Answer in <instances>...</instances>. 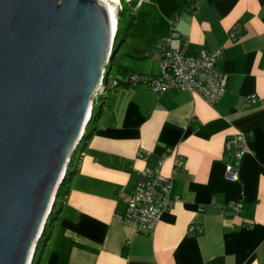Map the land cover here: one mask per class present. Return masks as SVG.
Wrapping results in <instances>:
<instances>
[{
    "label": "crops",
    "instance_id": "1",
    "mask_svg": "<svg viewBox=\"0 0 264 264\" xmlns=\"http://www.w3.org/2000/svg\"><path fill=\"white\" fill-rule=\"evenodd\" d=\"M135 9L120 78L159 75L161 44L172 38L191 56L222 51L225 95L210 104L190 90L157 96L143 82L110 87L35 264H264V0H144ZM241 131L247 146L230 181L225 143ZM164 159L178 201L141 232L125 219L127 203ZM229 203L239 209L225 214Z\"/></svg>",
    "mask_w": 264,
    "mask_h": 264
},
{
    "label": "water",
    "instance_id": "2",
    "mask_svg": "<svg viewBox=\"0 0 264 264\" xmlns=\"http://www.w3.org/2000/svg\"><path fill=\"white\" fill-rule=\"evenodd\" d=\"M112 15L103 0H0V264H35L55 220L122 44Z\"/></svg>",
    "mask_w": 264,
    "mask_h": 264
},
{
    "label": "built area",
    "instance_id": "3",
    "mask_svg": "<svg viewBox=\"0 0 264 264\" xmlns=\"http://www.w3.org/2000/svg\"><path fill=\"white\" fill-rule=\"evenodd\" d=\"M114 8L116 19L120 20L122 0H103ZM129 4H133V8L140 6L144 0H127ZM195 5V0H189ZM172 38L163 40L161 44L160 65L161 73L159 75H130L126 78H115L114 86L129 85L136 83H147L151 85L153 92L159 96L164 91L179 90L189 91L203 95V98L210 104L216 103L225 95V87L227 85L226 75L215 68L216 62L222 57V51L207 52L200 50L198 56L186 54L185 47H174ZM111 78V75L109 76ZM108 78V81H109ZM108 81L100 93H106L110 86ZM253 101L254 99H248ZM246 134L244 132L236 133L226 141V151L231 160L226 163L225 178L228 180H236L239 174V165L244 157L246 143ZM164 159L157 169H148L147 181L140 182L136 190L130 195L127 203V214L125 219L137 225L141 232H152L162 215L175 205L178 198L173 196L174 183L172 178L162 171ZM181 160H177L180 165ZM236 203H229L223 208L225 214H229L233 210H238ZM194 226L190 230H194Z\"/></svg>",
    "mask_w": 264,
    "mask_h": 264
},
{
    "label": "rangeland",
    "instance_id": "4",
    "mask_svg": "<svg viewBox=\"0 0 264 264\" xmlns=\"http://www.w3.org/2000/svg\"><path fill=\"white\" fill-rule=\"evenodd\" d=\"M121 15H120V20H119V28H118V38L116 40V48H118L119 44L122 42V44L120 45L119 47V50L118 52L115 54V57H114V65L110 71L111 73V78H109V81H108V86L110 87H113L114 84H115V78H120L123 74L122 71H123V65L126 61H128V58H129V53L128 52H133V47H130V43L132 40H134V35L132 34L133 31H134V25H133V22H134V17L136 15V13H138L137 9H134L133 8V4H129L127 0H122V3H121ZM128 32L131 34L128 35ZM112 66V65H110ZM110 66H108V70L110 68ZM106 93H100L99 97L97 98V103L94 105V111H95V114L97 115L98 112H99V109H100V105L104 102L105 100V97H106ZM84 145V142H81L79 148H78V151L76 152V154L74 155L73 157V163L71 164V166L69 167V170H70V173H72L74 171V168L76 167L77 165V158H78V155L80 153V150ZM67 191V188L65 190H63L62 193L59 194L58 196V203L56 204L55 208H54V215L53 217L56 216V214H58V210L60 208V205H62L63 203V196L64 194L66 193ZM51 219H49L48 221V231L45 233V235L43 236L42 238V241L41 243L39 244V248H38V255L36 256V261L38 260V257L41 255V249L43 247V245L45 244L46 240H47V237H48V234H49V231L51 229V226H50V222H51Z\"/></svg>",
    "mask_w": 264,
    "mask_h": 264
},
{
    "label": "trees",
    "instance_id": "5",
    "mask_svg": "<svg viewBox=\"0 0 264 264\" xmlns=\"http://www.w3.org/2000/svg\"><path fill=\"white\" fill-rule=\"evenodd\" d=\"M119 31V30H118ZM119 36V35H118ZM93 121V117H91L90 118V121H89V127H90V122H92ZM91 133V131H90V128H88L87 130H86V133H85V139L87 138V136L89 135ZM69 174L67 173V178H66V180H64V182H63V184H62V186H61V190H60V193H62L63 192V190H65L66 188V184H67V180L69 179ZM60 193H58V196H59V194ZM58 199V198H57ZM57 203H58V201H57ZM49 229H48V227H47V229L45 230V232H44V235H45V233L48 231ZM43 235V236H44Z\"/></svg>",
    "mask_w": 264,
    "mask_h": 264
},
{
    "label": "bare ground",
    "instance_id": "6",
    "mask_svg": "<svg viewBox=\"0 0 264 264\" xmlns=\"http://www.w3.org/2000/svg\"><path fill=\"white\" fill-rule=\"evenodd\" d=\"M110 10H112V20H113V23L115 24V28H117V23H116V17H115V13H114V8H110ZM115 28H114V31H115Z\"/></svg>",
    "mask_w": 264,
    "mask_h": 264
}]
</instances>
